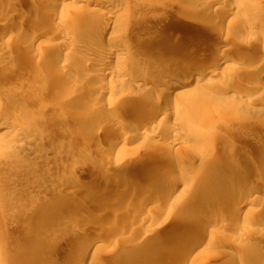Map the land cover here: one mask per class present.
I'll list each match as a JSON object with an SVG mask.
<instances>
[{"label":"rangeland","instance_id":"obj_1","mask_svg":"<svg viewBox=\"0 0 264 264\" xmlns=\"http://www.w3.org/2000/svg\"><path fill=\"white\" fill-rule=\"evenodd\" d=\"M71 3L70 0H66V2L59 1L51 6L47 3V0H0V66L3 67H0V244L2 249L6 251V263L75 264L74 261L77 262L76 258H79V252L90 245L93 249L90 258L94 261L100 264H117L116 259L120 256L123 243L132 245L133 242L148 247L147 244L151 242L159 244V247L156 250L149 246L150 249L147 252L138 256V258L143 259L144 264H262L260 261L253 263L250 259V257L252 258L251 255L260 256L261 259L264 258V241L260 242L255 239V236L260 234L264 236L262 200H257V204L255 202L256 208L254 205L252 207L253 211L257 210L254 211L255 213L259 212L255 216L252 215L253 212L246 216V214H239L236 211L235 214H231V212L222 210L221 202L210 198L216 189L215 186H211V183L214 182V179L209 177L211 174L214 173L213 175L220 177L225 182H233L236 171L245 168L246 162L248 163L251 158L260 154L264 158V115L261 116L260 120L255 115V109L258 107L264 108V76L252 77V73L256 69L264 67V28L260 25L253 26L244 14H239L242 19L241 22H238L239 24L233 23L230 19L227 20L223 15H219L218 23L220 27L219 25L215 26L218 23L211 25V28L216 27V29L213 28L214 31L208 27L210 24L206 25L205 18L209 15L207 13V16L205 14L196 16L202 19L199 24L203 22V25H199L193 15L184 14L182 16L178 12H170L165 9L153 10L154 13H151L152 18H146L145 14L146 12L149 13L148 9L142 3L136 2L132 9V12L135 13V19H132V24H129L131 38H127L132 45H136L137 40L144 36L148 39L147 43L151 45L155 37L160 35L178 38L177 50L183 49L186 41L196 43L195 45L203 44L207 48L211 45L208 48V51H213L210 52V59L190 58L193 64L196 62L203 64L202 66L198 65V68L196 67L197 71H195L197 77L198 75L199 78L203 76L201 78L208 82L204 87H201V97L199 99L192 96L187 98L183 96L165 97L163 92L161 94L160 90L153 89V84V88L145 92L144 98L156 112L154 113L156 117L148 129L138 131L139 134H142L144 140L141 144H135L131 141V127L133 124L139 126L143 123L145 118L141 116L140 112L143 106L125 102L127 94L134 96L136 92L123 89L117 83H111L113 88L115 87L114 89L117 90L105 98L106 109L108 110L106 111L115 116L117 114L116 119L122 129L119 132L116 129L102 127L104 114H99L95 118L91 117L89 113L95 112L92 104L87 103L86 100L80 103V108L76 106V110L73 109V106L66 107L64 113L70 119V113L78 110L85 122L84 128H82L79 121L75 126H72L69 119V121L66 119V121L64 119L58 121L59 117L54 114L56 111L53 106L61 104L62 101L52 100L51 97L45 96V99L48 98L47 103L49 101L47 106H51H48L49 112L45 111L42 115L44 118H42V124L38 127V132L27 133L23 136L26 139L22 137L23 144L25 143L28 146L27 151L21 153L12 149V151H15H13L14 153L19 152L12 159L6 158L3 154L5 149L14 147L15 139H12V137L19 134V131L23 129V127L19 128L23 122L22 116L24 117L29 110L32 112L29 113L36 115V119L39 118L40 109L32 106L31 87H28L30 82L28 71L34 62L38 64L37 66L41 63L31 58L32 53L30 52H43V55L48 58L49 56L62 57L69 50V47L60 44L61 37L53 32L54 27L58 26L57 21L50 19L46 16V13L54 10L61 14L64 7L70 8ZM83 8L85 11L94 13L90 3H84ZM112 8L113 6L96 8L95 17L113 12ZM251 9L255 10L258 17L264 21V0H252ZM129 12L130 10H127L126 13ZM144 19H147V21ZM120 21H122L121 16L111 18L110 23ZM192 22L194 23L192 24ZM92 33L94 34L93 31ZM103 40L107 42L106 44L112 45L113 43L109 35ZM222 44L227 45V47ZM146 53L150 56L154 55V52L145 49L139 57V59L141 58L139 60L140 65L131 62L134 57L130 58L131 61L130 59L127 60L126 64H129L130 68L135 67V69L144 72L143 76L149 78L153 83L156 84L158 78L163 79L171 72L179 70L176 67V59L171 58L168 61L154 59L153 61ZM220 59H228L229 66L226 68L216 64ZM118 60L122 61V59ZM79 61L78 58H74L71 63L78 65ZM156 66L163 67L164 74L160 75L149 71L150 68L148 69V67ZM4 68L8 69L5 70ZM3 72L10 73L8 81L5 79L6 76ZM216 73L217 75H215ZM192 89L199 90L200 88H196L194 85ZM241 93H244V95ZM121 99H124L125 102ZM248 99H252L256 103H244ZM158 101L163 105L162 109L156 110L154 104ZM111 102H113V106H108V103ZM231 115L237 117L236 119L239 121H233ZM47 118L48 121H46ZM173 126L180 127L181 135L170 140L171 138L168 137L167 132ZM249 126L252 127L249 129ZM253 126L255 127L253 128ZM259 127L261 130L257 129ZM68 129H70L72 135L71 137L70 135L64 137L69 132ZM80 132L86 133L90 137H96V139L93 142H77L73 136ZM197 133H200L199 137L202 140L200 146L197 148L184 146L183 143H186L184 141L188 137L198 135ZM1 138L5 140L1 141ZM211 138H214V140L212 141ZM174 140H177L178 143L172 146L171 142ZM13 141L14 143L11 145ZM233 146L241 147V150L229 161L227 156ZM42 149L45 151L41 162L35 163L37 161L28 157ZM51 158L53 160H50ZM192 158H196L197 164L201 159L205 160L206 164L204 162L202 167L201 163V165L196 164L195 166H199L200 169L209 173L207 172L204 177L198 178L197 183L194 184L195 181L191 182L194 188L190 192H188L189 189L181 186L173 192L166 190L165 193L163 189L167 188V185L163 182V179L177 175L184 164L189 165V162L194 160ZM109 159L113 164L102 170L101 168L103 165H107ZM34 163L37 165L35 166ZM146 163H153L155 169L152 168L153 170H150V173L142 171ZM86 164L91 166V169L85 178L78 182L80 181L79 169L76 168ZM191 167L189 165L184 169ZM174 173L176 174L173 176ZM132 176H140V181L148 177L154 181L153 185H156V187L146 188L142 192L144 198L151 200L150 203L131 209L130 200L137 193L135 186H130L124 191L120 187L116 188L115 193L111 189L116 184L120 185L123 181H128ZM205 177L206 179H204ZM28 179L31 180V185H35V182L39 184L35 185L34 190L29 188L30 184L27 189L21 190L20 185ZM202 180L203 182L207 181L202 183ZM260 183L261 185L258 183L257 186L262 188L264 183ZM210 186L211 188H209ZM82 190H85L83 196L81 195ZM39 191L42 193L39 201H35L31 205L29 203L27 205L29 207L24 206L27 207L24 214H17L16 210L19 206L17 200L22 198L24 201L29 197V194ZM189 193L190 195H188ZM190 199L193 203L190 209L188 208L190 210H188V216L187 218H181L178 212L187 207L186 205ZM59 201L68 204V206L70 205L61 216L63 220H61L59 229L43 232L41 226L47 219L50 204ZM205 209L210 214L222 213V217H228L226 220L229 222L227 225L226 222L223 223V226L222 223L216 224V226L213 224L212 227H208L206 230H199L198 215L200 211H205ZM252 216H254V219H252ZM100 218L101 220H99ZM230 218L232 221H230ZM259 219L261 220L259 221ZM184 221L190 222V229L192 230L189 229L186 238L174 242L173 238L176 236L173 230L178 223ZM228 225L229 227H227ZM230 225L235 227L233 228ZM240 225L246 226V229H243ZM146 227L147 229L150 227L154 231L153 234L149 233L151 236L145 234ZM202 232H204V236L206 235L204 245L197 252L189 255L186 249L188 242L194 239L191 235H200ZM54 233H57L56 243H59L57 245L60 250H58V254L47 256L43 252L42 244ZM162 234H169L172 239L162 242V244L158 239ZM209 240L213 242L210 246H208ZM37 243L41 245L38 246ZM197 253L200 254L197 255ZM128 258L129 256L123 257V259ZM37 259L40 261L36 262ZM169 259L171 260L169 261Z\"/></svg>","mask_w":264,"mask_h":264},{"label":"bare ground","instance_id":"obj_2","mask_svg":"<svg viewBox=\"0 0 264 264\" xmlns=\"http://www.w3.org/2000/svg\"><path fill=\"white\" fill-rule=\"evenodd\" d=\"M59 1L66 2V0H47V3L51 4V6H52L54 4H57V2H59ZM70 1L72 2L71 3L72 5H70V8L68 9L67 7H64L63 11H62L63 13H61V14H58L54 10H52V12H50V13H46V16H48L50 19L57 21L58 26L54 27L53 32H54V34L59 35L61 37V41H60L61 45L65 46L67 48L69 47L68 52L65 53L64 55H62V57L49 56L48 58H46V56L43 55V52H39V53L30 52V53H32L31 58H34L35 60H37V62L41 63V65L37 66L38 64H36L35 62H34L35 63L34 64L32 62L33 65L29 67V71H28L29 77H30V82L28 84V87H31V96L30 97L32 99L31 100L32 106L40 109V110L38 109L40 111L38 113L39 118L37 117L38 119H36V115L31 114L32 112L29 110H28V113L26 112L25 115L23 114L24 115V117L22 116L23 122H22V124H20L21 126L19 125L20 129H21V127H23V129L20 130L22 133L19 131V134L12 137V139H15L14 140L15 141L14 147H10V149H5V153L3 152V154L8 159H12L13 157H16L15 154H17L19 152L24 153L25 151H27L28 146L25 145V143L23 144V141H24L23 139H26V138H24L23 136L27 135V133H29V132H38V127L40 124H42L41 121L43 120L42 118H44L42 115H44L45 111H48V106H51V105L47 106V104H49V101L47 103L46 100H48V98L45 99V96L51 97L52 100L62 101L61 104H57L56 106L54 105L55 107L53 106V109L56 111V113L54 112V114L59 117V118L57 117L58 121H59V119H60V121L63 119L64 120L66 119L67 121L70 120V122L72 123V126L73 125L75 126L77 121H79V123L82 124V128H84L85 122L83 120L82 114H80V112L78 110L70 113V116H71L70 119L67 118L66 115H64V113L66 112V107L70 108L73 106V109H75L76 106L78 107L80 105V103H82V102H84V100H86L87 103L90 102L92 104L93 110L95 112V113H89V115L91 117L95 118L99 114H104L102 127L116 129L119 132V130H122V129L118 125V121L116 119L117 114H116V116L112 115V113L107 112L108 110L106 109L107 104L105 102V100H106L105 98H107L108 95H111L113 93V91L117 90V89H114L115 87L113 88V85H111V83H117L123 89H126V90L128 89L132 92H136L134 96L127 94L128 96H126V102L124 99L123 100L121 99L122 101H124L127 104L130 103V104H136V105L138 104V105L143 106V107H141V111H140L141 116L143 118H145L143 123L139 124V126L138 125L136 126V124L135 125L133 124L131 127V129H132L131 141L135 144H141L142 140H144V138L142 137V134H139L138 131H144L145 129H148L152 125L153 120L156 117V114H154L156 112L154 111V109H152V107L150 105H148V103L146 102L147 101L146 98H144L145 92L149 91L151 88H153V84H154L153 89L160 90L161 94L163 92V95H165V97L172 98V96H174V97H182L183 96V97L187 98L188 96H192L193 98H196V99H199L201 97V93H202L201 87H204L208 82L204 81L201 78L203 76H200V78H199V75H198V77H197V75L195 74L196 73L195 71H197L196 69L198 68V65L199 66L201 65V63L198 64V62H196L193 64V61L191 62L190 58L192 59V57H196L198 59H200V58L210 59L211 58L210 52H213V51H208V48L211 45L210 46L207 45L208 46V48H207L203 44L202 45L201 44L195 45L196 43L194 44L191 41H186L184 46H183L184 48L181 50H177L176 47H178L177 45L179 44V39L178 38H176V39L172 38L171 36L167 37L166 35H160V36L155 37V40L151 43V45H149L147 43L148 39H147V37L145 38V36L142 37L141 39L137 40L136 45H132L131 43H129V41H128L129 39H127V38H131L130 37L131 34L129 33V28H130L129 24H132L131 23L132 19H135V16H134L135 13L132 12V9H133V6L135 5L136 2H139V4L142 3L143 6L146 9H148L149 13L146 12V14H145L146 18H152L151 13H154L153 10H157V9H165V10H168L170 12H176V13L178 12V14L180 13V14H182V16H184V14L185 15H193L194 19L197 15L199 16V14H202V15L205 14V16H207L206 15V13H207V14H209L208 17L205 18V16H204V18H205V21L207 22L206 25L210 24L208 27L211 28L212 27L211 25L218 23L219 15H223L227 20L230 19V21H232L233 23L239 24L238 22H241V20H242L240 18L239 14H244L245 17H247L248 21H250L253 26L260 25L264 28V21H262L258 17V14L256 13L255 10L251 9L252 0H70ZM84 3H90L91 6L93 7L92 9H93L94 13L91 11L89 12L87 10L85 11L83 8ZM108 6H113V8H112L113 12L108 13L104 16L99 15V16L95 17V13L97 11L96 8L97 9H98V7H104L105 8ZM258 7H260V6H258ZM127 10H130V12L126 13ZM212 12H216V13H212ZM120 16L122 18V21L116 22V23H112V22L110 23L111 18L114 19L115 17H120ZM201 17H203V16H201ZM185 18H186V16H185ZM198 18H199V20H198ZM198 18L196 17L197 20H195V21L198 22V24H199L200 20H202V19H200V17H198ZM194 19H192V21H194ZM144 20L147 21V19H144ZM184 20H186V19H184ZM187 20H188V18H187ZM133 22H134V20H133ZM194 22H192V24ZM200 24L203 25V22ZM218 25L220 27L219 23L216 24L215 26L217 27ZM216 27L213 26V28H215V29H216ZM213 28H211V30ZM215 29H213V30L215 31ZM92 31L94 32V34L92 33ZM107 35H109L111 40H113L112 45L106 44L107 42H104L103 39ZM94 37H96V38H94ZM98 39H100V40H98ZM222 45H224V44H222ZM225 46L227 47V45H224V47ZM143 49L144 50L148 49L152 53L154 52L153 56H150L146 53V55L153 61H154V59H157L160 61L161 60L168 61L171 58L176 59L177 60L176 67H178L179 70L171 72V74L165 76V78H163V79L158 78L157 83L156 84L153 83L152 81L149 80V78H146L145 76H143L144 72H141V71L135 69V67L130 68L129 67L130 65L126 64L127 60H129L131 57L132 58L134 57V59L131 58L133 61H131V59H130V61L132 63H134L135 65H138V64L140 65L139 60L141 58L139 59V57L141 56V53H143V51H144ZM74 58H78V60H80L78 62V65H74L71 63V61ZM145 58H147V57H145ZM212 58H213V56H212ZM118 59H122V61H120ZM142 59H143V57H142ZM147 60H148V58H147ZM227 60L220 59L216 62V64H218L219 66H224L227 68L229 66L228 65L229 62ZM206 61H208V60H206ZM134 64H133V66H135ZM1 68H3V67H1ZM149 68H150L149 71L152 73H155V74L158 73L161 75V74H164V72H165L164 68L160 67V66L148 67V69ZM6 69H8V68H6ZM3 74H5V76H6L5 79H7V81H8V78L10 77V73L9 72H5V73L3 72ZM252 74H253L252 77L264 76V67H259ZM215 75H217V73ZM1 79H3V78H1ZM4 82H6V81H4ZM194 85L196 86V88H200V89L199 90L192 89L194 87ZM248 87H250V86H248ZM236 94H237V92H236ZM241 94L244 95V93H241ZM253 102H255V101L252 99H248V100L244 101V103H250V104ZM112 104H113V102L108 103V106H113ZM162 105L163 104L158 101V103L154 104V107L156 110H158L160 108L162 109ZM261 105H262V103H261ZM263 105H264V103H263ZM79 108H80V106H79ZM29 112H31V113H29ZM255 115H257L258 116L257 118H259V120H260L261 116L264 115V108L258 107L257 109H255ZM40 117H41V119H40ZM236 118L232 116L233 121L238 120ZM228 119H231V118H228ZM48 120L49 119L47 118L46 121H48ZM255 122H256V120H255ZM258 122H260V121H258ZM262 123H263V120H262ZM262 125H260V126H262ZM251 127L249 126V129ZM254 127L255 126H253V128ZM70 129H72V128H70ZM70 129H68L69 132H67L66 136H64V137H68L69 135L71 137L72 133L70 132ZM169 129L170 130H168L167 134H168V137L171 138L170 140H173V138L181 135L180 134V132H181L180 127L173 126L172 129L171 128H169ZM257 129L261 130L260 127ZM257 129H255V130L257 131ZM217 131H216V134H217ZM14 134H16V133L14 132ZM199 134L195 135V136L188 137V139H186V141H184L186 143H183L184 146H186V147L190 146V147H194V148L199 147L201 144L200 142L202 141V140H200ZM63 135H65V134H63ZM22 137H23V139H22ZM73 138L77 142H83L84 141V143L85 142H93L96 139V137H90L86 133L84 134L83 132L78 133L76 136H73ZM211 139H212V141L214 140V138H211ZM4 140L2 139L1 141H4ZM6 141H8V140H6ZM14 141L12 142L11 145H13ZM166 141H168V140H166ZM177 143H178L177 140H174L171 142L172 146H175ZM1 145H2V143H1ZM179 145H180V143H179ZM240 148L234 147V146L232 147V149L229 152V155L227 156L229 161L237 154V152H239L241 150ZM12 149H15L16 151H19V152L14 153L15 151L13 150L14 151L13 152ZM44 151H45L44 149H42L41 151L39 150L38 152L33 153L32 155H30L28 157H31L30 159L37 161L35 163H39L44 158L43 157ZM259 151H258V153H259ZM262 152H263V150H262ZM212 155H213V153H212ZM210 157H212V156H210ZM17 158H18V156H17ZM236 158H237V156H236ZM110 159H109L107 165L106 164L103 165V167L101 168L102 170L107 169L109 167V165L113 164V162L111 164ZM192 159H194V158H192ZM50 160H53V159L51 158ZM189 161H190V159H189ZM204 162H205V160L201 159L199 164H197L196 158H195L194 160H191L189 162V165L192 166L191 168L184 169L185 167L187 168V166L189 167V165L184 164V167L180 169V172H177V175H175L176 173H174V174H172L173 176L175 175L174 177L171 176L169 178H164L163 182L166 183V185H167V188L163 189V190H165V193H166V190L173 192V191H175V189H177L178 187H181V186H184L185 188L189 189L188 192H190V190L192 191V189L194 188V185L191 182L195 181L194 184L197 183L196 180L198 181V178L204 177V175L208 172V171H205L203 169H200L199 166L198 167L195 166L196 164L197 165L202 164L201 165V167H202ZM205 164H206V162H205ZM36 165L37 164H35V166ZM240 165H242V164H240ZM160 167H162V166H160ZM152 168H154L153 163H146L144 165V167L142 168V171H144V172L146 171L147 173H150L151 172L150 170H153ZM156 168H157V166H156ZM76 169H79L78 173H79L80 181H78V182H81L85 178V176L87 175L89 170L91 169V166H89L87 164L86 165H80V168L78 166V168H76ZM210 169H212V168H210ZM213 174H211V176H209V177H210V179H214V182L212 180L213 183H211V182L210 183H211V186H215L216 189L213 191V194L210 198L211 199H217L218 201H220L221 202L220 204H222V206H223L222 210H225L227 212H231V214H235V211H236L239 214H241V213H243L244 215L246 214V216H247V214H250L253 212L252 215L254 214V216H255V214L258 213L259 211L255 213L254 211H257V210L253 211L252 207L255 206L254 205L255 202L257 204V200H259V201L262 200L261 206H262V208H264V204H263L264 203V186L262 188L257 186L258 183L261 185L260 182L264 183L263 182L264 181V158H262L261 154L251 158V160L248 163L246 162L245 168L237 170L236 176L234 178L235 180L233 182L232 181L231 182H225V181H223V179L221 180L220 177L213 175ZM204 179H206V177ZM207 179H208V177H207ZM203 180H202V183H205V181H207V180H205L203 182ZM200 181H201V179H200ZM35 183H36L35 184L36 186L39 184V183L37 184V182H35ZM112 184H114V183H112ZM153 184H154V181H152L148 177L145 178V180L142 179L140 181V176H132L128 181H125V182L123 181V183H120V185H117V184H116V186L114 185L111 190L114 192V190L116 188L120 187V189L124 191L125 189L129 188L130 186H135L134 188H136L135 190H137V193H135V195L131 198L130 203H129V205L132 209V207L133 208L142 207V205H144V204L147 205L148 203H150L151 200L149 201L148 199L144 198L142 192L146 188L156 187V185H153ZM208 184H209V182H208ZM35 185H31V180L28 179L27 181L25 180L22 183V185H20V186H21V190L27 189L28 187L31 190H34V188L36 187ZM211 186L209 188H211ZM121 190H120V192H121ZM84 191L85 190H82V193H81L82 196L85 195ZM41 195H42V193H40V191L39 192H32L31 194H29V197H27V199H25L24 201L22 198L17 200V202H18L17 204H19V206L16 210V213L20 214V215L24 214L26 212L25 210L27 209V207H29L27 205H29V203L31 205V204H34L35 201H39V198L41 197ZM188 195H190V193ZM190 198H191V196H190ZM102 203L104 204L105 202H102ZM163 203H164V201H163ZM192 203H193V201H192V199H190V201L186 205L187 207L183 208L184 210H181V211L179 210L178 214L181 218H187L188 212L190 211L189 209H190V206L192 205ZM24 206H27V207H24ZM69 207H70V205L68 206V204L60 202V201L58 203H55V202L51 203L49 208H48L49 211H48V216L46 217L47 219L45 220L44 224L41 226L43 232H45V231L47 232L50 230H52V231L56 230L59 227L60 223L62 222L61 220H63V218H61L63 212H65L67 210V208H69ZM115 207H117V206H115ZM255 208H256V206H255ZM142 209H140V210H142ZM263 212H264V209H263ZM115 213H116V211H115ZM131 213H133V212H131ZM175 214H176V212H175ZM218 214H210L206 209H205V211H200L199 215H198L200 225L199 226L197 225L199 230H201V229H202V231L206 230L208 227H212L213 224H215V226H216V224L222 223V226H223V223L226 222V225H227V223L229 221L226 219L228 217L224 218L221 215L222 213L219 215ZM254 216H252V219H254L253 218ZM134 217H136V216H134ZM139 217H141V216H139ZM257 218H259V217H257ZM99 220H101V218ZM255 220H256V218H255ZM260 220L261 219H259V221ZM230 221H232V219ZM97 222H99V221H97ZM252 222H253V220H252ZM252 222H250V223L252 224ZM189 223L190 222L187 223L184 221V222L178 223L176 225V227L173 230V232L175 233L174 235L176 236L175 238H173L175 240L174 242H176L177 240H179L181 238H186L185 237L186 233L191 228V225ZM65 224H67V223H65ZM251 224H250V226H251ZM256 225H258V224H256ZM217 226H219V225H217ZM230 226H232V225H230ZM238 226H239V224H238ZM240 226H242L243 229H246V226H244V225H240ZM224 227H225V224H224ZM227 227H229V225ZM232 227L234 228L235 226L233 225ZM145 229H147V227ZM190 230H192V229H190ZM249 232H248V234H249ZM149 233H152V234L154 233V231L152 229H150V227L146 230L145 234H148L147 236H151V234H149ZM56 234L57 233H54V235L52 237H49V239H47L45 241V243L42 244L43 252L47 256L49 254L50 255L51 254L52 255L58 254V250H60L58 245H57L58 242L56 243V239H57ZM210 234H212V233H210ZM197 236H200V237H197ZM205 236H204V232H202L200 235H191V237H193L194 239H192L191 241L188 242L187 249H186L187 252L189 253V255L194 253V252H197V250H199L204 245V243H205L204 237ZM209 238H210V235H209ZM158 239H159V242L162 243V242H166V241L171 240L172 236L169 234H162L161 236H159ZM255 239L260 241V242L261 241L263 242L264 236H263V234H260L258 236H255ZM208 242H210L208 244V246L212 245V243H213L210 240ZM131 244L132 245H129L128 243L122 244L123 248L121 250L120 256H119V258L116 259L118 261L117 264H142L143 259L138 258V256H141L145 252H147L148 249H150L149 246L153 247L156 250L159 247V244L151 243V242L147 244V245H149L148 247L147 246L143 247V246H140L139 244L133 243V242ZM36 245L40 246L41 244L37 243ZM171 247H173V246H171ZM253 248H254V246H253ZM92 250H93L92 246H90V245L85 247V249H82V251L79 252V258L78 259L76 258L77 262L74 261L75 264H100L97 261H94V259L90 258V254L92 253ZM256 252H257V250H256ZM198 254H200V253H197V255ZM251 254H252V252H251ZM124 256H129V258L123 259ZM171 256L172 255L170 254V257ZM251 256H252V258L250 257V259L253 261V263L260 261L262 264H264V258L261 259L260 256H256V255H251ZM44 257L42 258V260L44 259ZM170 260L171 259H169V261ZM38 261H40V260L37 259L36 262H38ZM195 261H196V259H195ZM198 261H199V259H198ZM0 264H7L6 263V251L4 249H2L1 244H0Z\"/></svg>","mask_w":264,"mask_h":264}]
</instances>
